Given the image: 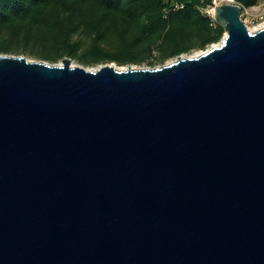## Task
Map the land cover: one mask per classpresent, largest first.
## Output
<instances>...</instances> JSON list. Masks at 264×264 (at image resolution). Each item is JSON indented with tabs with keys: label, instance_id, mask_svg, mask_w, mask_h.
Listing matches in <instances>:
<instances>
[{
	"label": "water",
	"instance_id": "1",
	"mask_svg": "<svg viewBox=\"0 0 264 264\" xmlns=\"http://www.w3.org/2000/svg\"><path fill=\"white\" fill-rule=\"evenodd\" d=\"M156 67L0 53V264H264V27Z\"/></svg>",
	"mask_w": 264,
	"mask_h": 264
},
{
	"label": "trees",
	"instance_id": "2",
	"mask_svg": "<svg viewBox=\"0 0 264 264\" xmlns=\"http://www.w3.org/2000/svg\"><path fill=\"white\" fill-rule=\"evenodd\" d=\"M167 0H0V26L7 29L11 28L14 23L21 26L13 28L10 32L3 33L4 40L8 43L12 38L22 41H31L39 43L44 50L50 53L46 56L51 61H57L62 58L67 46H75L79 41L74 39L73 30L68 24L75 19L85 17L87 14L96 18H123L131 20L144 21L143 30H133L129 28L121 29L120 33L123 38V50L126 56L132 61L136 58V43L139 44L148 35L153 38L152 42L160 39L168 26L171 25L170 35L164 40L167 44L172 43L176 39L192 41L194 34H198L200 43L191 47H199L204 49L208 44L220 39L224 28L217 25L213 28L210 25L211 19L203 17L200 20L195 18V11L201 7H206L212 0H178L185 3V8L173 12L168 18L162 15V8ZM247 5L254 4L258 0H243ZM179 14V15H178ZM39 15L44 25L34 26L29 23L28 19ZM180 16L178 22L174 20V16ZM199 20V21H198ZM60 26V27H59ZM13 27V26H12ZM201 27V29H199ZM140 33V34H136ZM138 40L134 43L132 38L135 36ZM75 40V41H74ZM101 40V33L98 32L92 38L90 50L96 53ZM77 41V42H76ZM150 43L151 41H147ZM164 46V50L168 53L178 54L181 50L170 51L171 47ZM188 48H191V47ZM49 47V49H48ZM3 49L7 47H2ZM55 49V50H53ZM54 51V52H53ZM56 51V52H55ZM69 55H74L72 51ZM98 53V52H97ZM98 55V54H97ZM99 56V55H98ZM44 58V59H46ZM99 57L93 58L86 63L99 62ZM139 59L137 61H141Z\"/></svg>",
	"mask_w": 264,
	"mask_h": 264
},
{
	"label": "rangeland",
	"instance_id": "3",
	"mask_svg": "<svg viewBox=\"0 0 264 264\" xmlns=\"http://www.w3.org/2000/svg\"><path fill=\"white\" fill-rule=\"evenodd\" d=\"M243 4L246 8L241 12V17L248 26V28H255L264 24V0H258L254 4L247 5L243 0H236ZM252 9V10H251ZM179 15V14H178ZM175 15L174 20L176 22L179 21L180 16ZM195 18L200 20V25L203 22V17H206L203 13L202 9H198L195 11ZM198 20V21H199ZM29 23L37 26H43V20L40 18L39 15H35V17H31L28 19ZM130 26L140 31L144 29V21L143 18L141 20H131V19H123V18H113L107 17L98 19L95 16H91L87 14L85 17L75 19L73 22L68 24L71 30H73L74 39L78 38L79 41L75 46H67L61 48L60 51L64 50L66 52L63 53V57L69 56L72 58L74 64L83 65L90 68H96L103 63H112L117 67H127L128 65H132L136 68H143V67H156L162 65L164 63L171 62L177 58V56H190L194 55L198 51L205 50L206 48L210 47L213 44L219 43L222 41L225 35V29L220 37L219 40L208 44L204 49L199 47H191L190 43L193 45H198L200 43V39L198 34H194L192 41L176 39L172 43L167 44L164 41L170 32H172L171 25L167 27L163 36L152 42L153 38H150L151 35H148L142 40L139 44L136 43V61H132L126 56L123 50V38L121 36V29L130 28ZM11 26V28L6 29L0 26V53H10V54H24L31 59H43L50 63H61L62 58L58 59L57 61H51L46 58L47 55L50 53L44 50L43 46L39 43L31 42V41H20L17 38H12L8 43L4 40L3 33H14L11 31L13 28H19L21 26ZM60 27V26H59ZM201 29V27H199ZM100 32L101 33V40L97 52L92 53L90 50L92 38ZM140 34V33H136ZM137 35L132 38V42L134 43L137 41ZM75 41V40H74ZM147 41H151L148 43ZM171 47L170 51L181 50L178 54H170L164 50V46ZM191 48H188V47ZM2 47H7L3 49ZM49 49V47H48ZM55 50V49H53ZM69 51H72L74 55H69ZM54 52V51H53ZM56 52V51H55ZM49 53V54H48ZM99 56H98V55ZM99 57V62H91L86 63V61H91L93 58ZM46 58V59H44ZM142 59L140 62L137 61Z\"/></svg>",
	"mask_w": 264,
	"mask_h": 264
},
{
	"label": "built area",
	"instance_id": "4",
	"mask_svg": "<svg viewBox=\"0 0 264 264\" xmlns=\"http://www.w3.org/2000/svg\"><path fill=\"white\" fill-rule=\"evenodd\" d=\"M222 3H237L241 6V12L245 10V6L241 4L240 2L236 0H212V2L207 5L206 7H201L200 9L203 10V13L206 17H209L211 19L210 25L213 28H216L218 23L215 20V8L216 6L222 4ZM185 8V3L178 1V0H167L166 4L162 8V15L164 18H168L169 15L173 12L180 11ZM252 10V9H251Z\"/></svg>",
	"mask_w": 264,
	"mask_h": 264
},
{
	"label": "bare ground",
	"instance_id": "5",
	"mask_svg": "<svg viewBox=\"0 0 264 264\" xmlns=\"http://www.w3.org/2000/svg\"><path fill=\"white\" fill-rule=\"evenodd\" d=\"M261 27H264V24L260 25V26H257L255 28H250V31H256L258 29H260ZM201 51H198L197 53H195L194 55H198ZM119 69H125L126 67L124 66H121V67H118Z\"/></svg>",
	"mask_w": 264,
	"mask_h": 264
}]
</instances>
